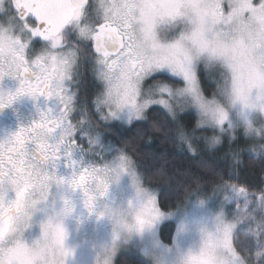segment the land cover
<instances>
[{
  "label": "snow or ice",
  "instance_id": "snow-or-ice-1",
  "mask_svg": "<svg viewBox=\"0 0 264 264\" xmlns=\"http://www.w3.org/2000/svg\"><path fill=\"white\" fill-rule=\"evenodd\" d=\"M90 7L88 0H0V73L5 66L9 74L14 70V77L21 81L17 96H56L64 105L59 119L42 116L32 126L21 128L12 140L0 143V176H14L20 181L17 200L30 190L38 171L44 181L55 180L48 174L47 165L59 159L61 147L65 155L75 147L77 129L68 121V101L61 93L76 53L57 51L68 43L69 34L91 44L119 108L131 106L133 114L142 118L150 105L162 106L175 121L182 142L195 138L196 130L201 129L213 133L203 137L208 146L219 144L217 129L222 132L227 120L226 104L239 103L264 112V57L250 58L243 40H238L230 28L232 17L247 7L243 0H111L96 9L97 16L102 14V22L92 18ZM259 10L264 12V0H260ZM33 38L44 41L48 51L33 62L35 67L30 71L25 52ZM202 71L214 85L210 96L201 81ZM157 74L163 78L158 79ZM168 77L180 83L168 82ZM148 80L154 83L143 93V102L137 103ZM14 99L0 95V107ZM189 109L197 115L192 132L186 130L179 116ZM57 128L62 130L60 141L49 143ZM29 143L35 145L31 156L26 151ZM256 145L259 152L264 150V142L253 143L249 149L253 154ZM126 166L121 157V170ZM104 170L84 169L70 186L86 190L95 181L103 195L107 185L97 177ZM224 188L237 195L233 221L218 219L215 233L204 238L200 253L190 256L187 264H264V189L257 193L234 183H225ZM92 200L88 196L89 208ZM4 211L0 206V215ZM160 214L156 201L149 199L137 214V228ZM240 225L247 226L251 242L237 234ZM49 228L44 226L45 233ZM55 231L57 240L62 241L63 231L59 226ZM46 254V250L34 254L21 241L0 243V264H43Z\"/></svg>",
  "mask_w": 264,
  "mask_h": 264
},
{
  "label": "rangeland",
  "instance_id": "rangeland-1",
  "mask_svg": "<svg viewBox=\"0 0 264 264\" xmlns=\"http://www.w3.org/2000/svg\"><path fill=\"white\" fill-rule=\"evenodd\" d=\"M243 3L247 7L232 17L230 28L238 40H243V46L247 50L248 56L259 60L264 57V12L259 10L260 0H243ZM253 5L255 7H252ZM70 45L71 47L62 48L60 52L66 54L69 51H75L76 53L75 60L69 70L71 82L68 89L73 81H75V85L67 98L71 107L74 103L70 116L73 126L77 129L74 133V140L78 144V156L82 157L85 154L87 155L86 159L95 163L97 168L110 172L115 170L117 173L115 178L110 180L107 191L103 193V196L108 197L103 198L101 211L105 209L119 211L127 214L131 220L149 199H154L161 214L151 223L142 228H136L130 235H121L118 239H114L113 222L108 216L97 217L95 227L78 228L68 223V221L77 220L74 216H54L55 213L60 212L61 204L65 200L58 189L55 201L48 204L46 200L43 204L38 205L39 210L35 222L24 232L21 242L26 247L33 248L42 240V225L49 218H54V220H62L66 232L63 246L71 254L66 258L65 264H94L97 252L101 248L112 247L114 243L116 247L114 264L121 253L130 254L144 260L147 264H187L190 256L200 253L204 238L215 233L218 219L222 218L228 223L233 221L237 195L231 189L226 190L221 187L211 195L197 194L190 197L186 204L177 210L163 211L158 201L159 189L149 188L144 184V175L133 158L120 149L106 134L100 132L88 116L85 103L82 100L83 91L86 88L85 75L82 70V62L84 63L85 57L90 65L88 69L94 73L92 76L100 83L101 93L96 96V109L103 122L130 126L138 121H144L151 108H164L159 105H150L142 113V118H137L133 114L131 106L119 108L115 92L110 95L109 85L103 78L101 65L98 63V57L94 51L89 49L87 44L78 41ZM160 75L163 74H157V77ZM151 83L154 81L144 82L142 94L137 97V103L143 102V93ZM225 110L227 120L222 126L223 131L217 129L221 142L210 148L221 146L228 140L233 146L235 144H238V147L241 146L242 153H252L249 149L253 147V143L264 142V112L245 108L239 103L226 104ZM188 112L195 113L191 109L180 112V119ZM200 137L196 140H204L202 136ZM192 139L195 141L194 138ZM89 141H94V143L90 144ZM189 143L191 147L189 145L188 147L194 151L192 142ZM256 147V155L264 152V150L259 152L258 145ZM121 157L127 162L124 170L120 168ZM99 178L100 182H103L100 176ZM169 222H174L176 225V232L171 244L164 242L161 233L162 227ZM241 227L242 225L237 230Z\"/></svg>",
  "mask_w": 264,
  "mask_h": 264
},
{
  "label": "trees",
  "instance_id": "trees-1",
  "mask_svg": "<svg viewBox=\"0 0 264 264\" xmlns=\"http://www.w3.org/2000/svg\"><path fill=\"white\" fill-rule=\"evenodd\" d=\"M88 68L90 65L85 57L82 70L86 88L82 100L88 116L100 132L133 158L144 175V184L159 189L158 201L163 211L177 210L194 195H211L218 188H224L225 183H234L257 193L264 189V152L259 155L242 153L241 146H233L228 140L221 146L210 148L204 140H196L200 136H211L213 133L208 130H196L195 141L189 140L194 146L192 151L188 147L189 142H182L177 136L172 117L160 107L151 108L144 121L130 126L103 122L96 109V96L101 93L100 83ZM205 75L201 73V80L206 94L210 96L214 85ZM157 78L162 79L163 75ZM168 82L180 83L171 77H168ZM181 122L188 132H192L196 128L197 115L194 112L185 113ZM246 227L242 225L237 234H243L251 242L252 237ZM175 232L174 222L166 223L161 230L164 242L171 244ZM116 264L147 263L121 253Z\"/></svg>",
  "mask_w": 264,
  "mask_h": 264
},
{
  "label": "flooded vegetation",
  "instance_id": "flooded-vegetation-1",
  "mask_svg": "<svg viewBox=\"0 0 264 264\" xmlns=\"http://www.w3.org/2000/svg\"><path fill=\"white\" fill-rule=\"evenodd\" d=\"M102 2L108 3L111 2V0H88V5L91 6L89 9L90 14L92 18L98 22H102V14L97 16L96 9H99ZM67 41L68 43H66L63 48L69 47L70 44L78 40L75 34H69ZM81 43L87 44L89 49H92L89 42ZM61 50L62 49H59L57 51L60 52ZM92 50L94 51V49ZM47 51L48 49L44 41L33 38L25 52V59L29 62L30 71L35 67L33 62ZM14 75V70L12 74H9L6 66L4 71L0 73V95L15 97L11 104L0 107V143L12 140L21 128L32 126L35 122H38L42 116H47L48 119H59L63 115L64 105L61 104L59 98L56 96L41 95L36 98L26 94L17 96L16 94L21 86V81L19 78L14 77ZM70 82V78L63 82L64 92H62L61 95L68 101V121L73 125L70 114L71 110H73L72 107L74 103H72L71 107L67 96L69 97L72 93L71 90L75 85V81L70 84V89H68ZM61 135V128L55 129L50 136L49 143H58L61 139ZM77 147L78 144L75 143V147L72 149L70 155H65L64 149L61 147L59 159L47 165L46 170L48 174L55 176V182L51 183L49 189L47 202L49 204V202L55 201L57 190L59 189L63 197H65V200L61 204V209L65 206L70 207L72 210L70 215L77 219L75 221H68V223H71V225L76 228L83 226L95 227L98 213L103 209V198L106 199L108 196H99L94 202L93 209L90 211L86 206L88 197L80 188L73 189L70 186V181L84 169L97 168L95 163L86 159L87 155L83 154L82 157L78 156L77 151L79 149H77ZM34 149L35 145L33 144L29 143L26 145V151L29 156L33 154ZM97 181L100 182L99 176L97 177ZM15 199L16 193L9 190L4 197V202L9 203ZM65 202H67V205ZM64 221H66L65 218Z\"/></svg>",
  "mask_w": 264,
  "mask_h": 264
},
{
  "label": "clouds",
  "instance_id": "clouds-1",
  "mask_svg": "<svg viewBox=\"0 0 264 264\" xmlns=\"http://www.w3.org/2000/svg\"><path fill=\"white\" fill-rule=\"evenodd\" d=\"M215 146V145H213ZM117 175L115 170L111 172L108 170L101 171L99 176L102 178L104 184L109 186L110 180L114 179ZM55 180L44 181L40 172L38 171L33 177L30 190L24 195L22 199L17 198L9 203L4 202V197L7 191L11 190L17 193L21 188L20 181L14 176H0V206H3L5 211L0 215V243L14 244L21 241L24 232L29 229L35 222L38 205L43 204L49 195L51 183ZM62 182V181H61ZM107 188L105 191H107ZM81 189V188H80ZM84 194L87 192V197H93L92 206L89 208L91 211L95 200L101 195L98 184L93 181L88 184L87 189H81ZM104 191V192H105ZM67 205V202H65ZM71 208L65 206L60 212L55 213L54 216L67 217L71 214ZM108 216L113 222V235L114 239H118L121 235H130L137 228L136 217L129 219L127 214L111 209H105L98 213V218ZM50 225L47 233L44 231V226ZM64 233L62 241L56 238V227ZM43 236L42 240L38 242L33 248H30L34 254L39 255L41 251L46 250V257L43 264H65L66 258L71 254L64 246L63 242L66 238V232L63 227L62 220H54L49 218L47 222L42 225ZM116 256L115 243L110 248H101L95 258L94 264H114Z\"/></svg>",
  "mask_w": 264,
  "mask_h": 264
}]
</instances>
